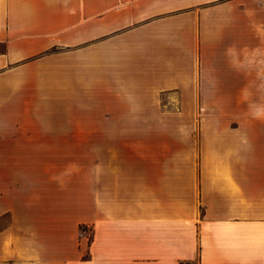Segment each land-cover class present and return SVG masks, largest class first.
I'll use <instances>...</instances> for the list:
<instances>
[{
    "label": "crops",
    "instance_id": "crops-1",
    "mask_svg": "<svg viewBox=\"0 0 264 264\" xmlns=\"http://www.w3.org/2000/svg\"><path fill=\"white\" fill-rule=\"evenodd\" d=\"M92 67L115 130L55 129ZM183 263L264 264V0H0V264Z\"/></svg>",
    "mask_w": 264,
    "mask_h": 264
},
{
    "label": "rangeland",
    "instance_id": "rangeland-1",
    "mask_svg": "<svg viewBox=\"0 0 264 264\" xmlns=\"http://www.w3.org/2000/svg\"><path fill=\"white\" fill-rule=\"evenodd\" d=\"M89 70V73L81 76V79H73L77 83H73L74 86L77 85L75 89L71 91L57 89L55 129L71 131L115 130V74L102 72L101 68L96 70L98 72L95 71L94 67L89 68ZM171 96L176 97L177 95L175 93ZM167 108L175 110L177 107ZM251 108L249 107V109ZM63 117L67 120L64 121L65 118ZM69 118L71 120H68ZM71 156L77 157L78 160L81 158L82 161L88 163L109 162L115 161V150L114 153L73 154ZM74 160L76 159L73 158ZM85 231L90 234L88 228Z\"/></svg>",
    "mask_w": 264,
    "mask_h": 264
},
{
    "label": "trees",
    "instance_id": "trees-1",
    "mask_svg": "<svg viewBox=\"0 0 264 264\" xmlns=\"http://www.w3.org/2000/svg\"><path fill=\"white\" fill-rule=\"evenodd\" d=\"M82 230H84V229H82ZM183 264H188V263H183Z\"/></svg>",
    "mask_w": 264,
    "mask_h": 264
}]
</instances>
